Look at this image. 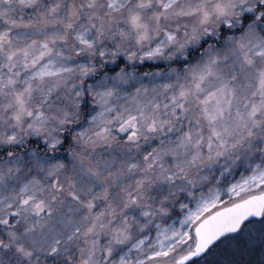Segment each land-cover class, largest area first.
Segmentation results:
<instances>
[{
    "label": "snow or ice",
    "instance_id": "6c2138e0",
    "mask_svg": "<svg viewBox=\"0 0 264 264\" xmlns=\"http://www.w3.org/2000/svg\"><path fill=\"white\" fill-rule=\"evenodd\" d=\"M0 264H264V0H0Z\"/></svg>",
    "mask_w": 264,
    "mask_h": 264
}]
</instances>
